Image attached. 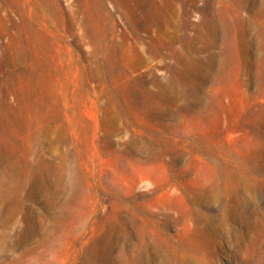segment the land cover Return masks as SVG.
Instances as JSON below:
<instances>
[{"label":"rangeland","instance_id":"rangeland-1","mask_svg":"<svg viewBox=\"0 0 264 264\" xmlns=\"http://www.w3.org/2000/svg\"><path fill=\"white\" fill-rule=\"evenodd\" d=\"M0 264H264V0H0Z\"/></svg>","mask_w":264,"mask_h":264}]
</instances>
